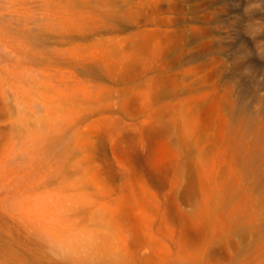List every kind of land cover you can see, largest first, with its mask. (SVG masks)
Masks as SVG:
<instances>
[{"label": "rangeland", "instance_id": "374dc122", "mask_svg": "<svg viewBox=\"0 0 264 264\" xmlns=\"http://www.w3.org/2000/svg\"><path fill=\"white\" fill-rule=\"evenodd\" d=\"M0 264H264V0H0Z\"/></svg>", "mask_w": 264, "mask_h": 264}, {"label": "bare ground", "instance_id": "6f19581e", "mask_svg": "<svg viewBox=\"0 0 264 264\" xmlns=\"http://www.w3.org/2000/svg\"><path fill=\"white\" fill-rule=\"evenodd\" d=\"M50 123V122H49Z\"/></svg>", "mask_w": 264, "mask_h": 264}]
</instances>
